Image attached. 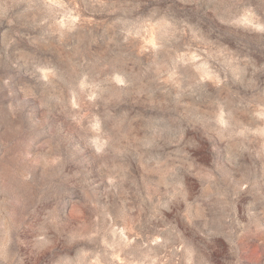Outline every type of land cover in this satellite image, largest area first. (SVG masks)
Returning <instances> with one entry per match:
<instances>
[{
	"label": "rangeland",
	"instance_id": "374dc122",
	"mask_svg": "<svg viewBox=\"0 0 264 264\" xmlns=\"http://www.w3.org/2000/svg\"><path fill=\"white\" fill-rule=\"evenodd\" d=\"M0 264H264V0H0Z\"/></svg>",
	"mask_w": 264,
	"mask_h": 264
}]
</instances>
